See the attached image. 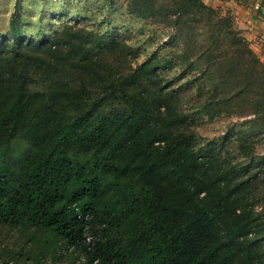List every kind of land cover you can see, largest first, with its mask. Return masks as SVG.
Instances as JSON below:
<instances>
[{"label":"trees","instance_id":"trees-1","mask_svg":"<svg viewBox=\"0 0 264 264\" xmlns=\"http://www.w3.org/2000/svg\"><path fill=\"white\" fill-rule=\"evenodd\" d=\"M125 2L176 33L174 57L197 73L196 112L244 110L238 117L264 132V63L233 15L203 0ZM73 27L0 53V157L21 137L37 161L36 196L10 191L13 210L44 213L67 199L57 230L89 264H264V155L239 137L248 162L200 156L181 97L156 70L162 59L134 67L124 41L101 38L94 58L91 35ZM3 163L0 189L13 171Z\"/></svg>","mask_w":264,"mask_h":264},{"label":"rangeland","instance_id":"rangeland-1","mask_svg":"<svg viewBox=\"0 0 264 264\" xmlns=\"http://www.w3.org/2000/svg\"><path fill=\"white\" fill-rule=\"evenodd\" d=\"M125 1L0 0V53L26 44H48L66 26H74L72 31L82 28L84 36L91 35V41H87L85 46L91 48L94 58L100 56L96 51L100 45L99 38L122 40L130 48L132 58L128 55V59L134 67L147 59L152 63L162 59L156 70L163 81L172 80L170 88L181 97L193 135L191 146L196 153L203 156L215 150L233 161L248 162L239 154L238 138L243 137L247 138L246 144L253 156L264 155V132L249 122L252 117H238L244 110L230 115L221 113L213 118L196 112L197 73L186 69V65L180 68L174 57L180 48L176 33L149 18L128 14ZM219 11L232 15L228 10ZM165 58L171 64L164 62ZM32 155L33 144L19 137L11 143L3 158L0 157V164L4 162L5 168L13 170L3 179L0 189V264H89V252L69 246L57 230V211L69 206L67 199H58L54 208L44 213L32 211L28 203L13 210L15 197L10 195V191H17L23 202L36 196L31 183L37 161H28ZM80 157L84 159V156ZM260 166L261 163H255L252 171ZM24 183L28 190H20Z\"/></svg>","mask_w":264,"mask_h":264},{"label":"crops","instance_id":"crops-1","mask_svg":"<svg viewBox=\"0 0 264 264\" xmlns=\"http://www.w3.org/2000/svg\"><path fill=\"white\" fill-rule=\"evenodd\" d=\"M206 4L228 10L234 17L236 27L248 41L250 48L264 63V0H256L260 8H253L249 0H203Z\"/></svg>","mask_w":264,"mask_h":264},{"label":"built area","instance_id":"built-area-1","mask_svg":"<svg viewBox=\"0 0 264 264\" xmlns=\"http://www.w3.org/2000/svg\"><path fill=\"white\" fill-rule=\"evenodd\" d=\"M249 1H253V2H252V6H253V8H255V9H257V10L260 8V3L257 2L256 0H249ZM90 239H91V237H90L89 235H87V236H86V241L89 242Z\"/></svg>","mask_w":264,"mask_h":264}]
</instances>
